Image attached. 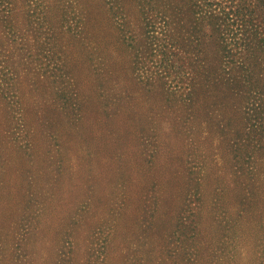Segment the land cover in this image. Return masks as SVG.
Wrapping results in <instances>:
<instances>
[{"label": "rangeland", "instance_id": "1", "mask_svg": "<svg viewBox=\"0 0 264 264\" xmlns=\"http://www.w3.org/2000/svg\"><path fill=\"white\" fill-rule=\"evenodd\" d=\"M0 264H264V0H0Z\"/></svg>", "mask_w": 264, "mask_h": 264}, {"label": "trees", "instance_id": "2", "mask_svg": "<svg viewBox=\"0 0 264 264\" xmlns=\"http://www.w3.org/2000/svg\"><path fill=\"white\" fill-rule=\"evenodd\" d=\"M193 2H194V0H193ZM191 9L194 12L195 17H197L199 13L203 12L202 7L199 6L198 3L193 4ZM212 10H214V9H212ZM232 13H233L232 11L231 12L225 11V9H223V11L221 13L213 12L211 14V16L209 17L208 21H206V22H207L208 26H210L213 30L222 33L223 31H225L223 29V27H227L230 25L233 26L236 23L235 20L232 21V19H230ZM236 13L239 14V11ZM197 20H198V18H197ZM230 22H232V23H230ZM250 22H252V20H244L243 26H245L246 24H250ZM197 23H200V22L198 21Z\"/></svg>", "mask_w": 264, "mask_h": 264}]
</instances>
